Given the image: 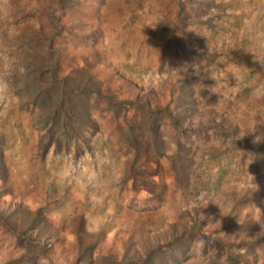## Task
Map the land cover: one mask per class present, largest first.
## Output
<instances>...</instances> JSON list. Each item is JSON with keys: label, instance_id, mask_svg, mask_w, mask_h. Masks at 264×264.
<instances>
[{"label": "rangeland", "instance_id": "obj_1", "mask_svg": "<svg viewBox=\"0 0 264 264\" xmlns=\"http://www.w3.org/2000/svg\"><path fill=\"white\" fill-rule=\"evenodd\" d=\"M52 62L100 94L85 142L43 151L26 85ZM262 80L264 0H0V256L264 264V101L249 94ZM165 106L178 120L155 113L159 155L144 111ZM129 129L143 133L138 155ZM93 171L99 193L69 178Z\"/></svg>", "mask_w": 264, "mask_h": 264}, {"label": "trees", "instance_id": "obj_2", "mask_svg": "<svg viewBox=\"0 0 264 264\" xmlns=\"http://www.w3.org/2000/svg\"><path fill=\"white\" fill-rule=\"evenodd\" d=\"M51 66L52 67L47 70L38 69L37 81H31L26 85V89H29V102L36 108L38 129H43V132L39 136V145L43 151L51 144L54 145V148H59L61 145L67 148L71 143L75 144L76 139H82V141L85 142L86 139L83 132L88 128L95 127V123L90 118L89 112L90 108L94 107V103L89 101V95L91 91L97 96L100 94L99 83L91 78L90 75L82 77L65 74L57 77L53 68L55 64L53 63ZM26 79L28 78H25V80ZM106 108L112 110V108ZM158 110L172 118L173 122L177 121L178 118L176 115L171 114V111L166 106L156 110L147 108L144 111L146 114H149V118L145 125L150 135V145L152 149L160 155L163 154V149L156 135L155 120H157L158 117L154 116ZM112 112L116 113V110L113 108ZM138 128H142V125L138 126ZM142 134L143 133L140 132L137 136L133 134L132 130L127 134V141L129 145L133 146L134 152L137 155L140 148L139 143L143 138ZM75 146L77 147V144H75ZM178 154L179 153H177V155ZM155 171L156 170H151L148 174L153 175ZM174 171L176 173V178H178V173H181L182 178H186L187 176L186 171L180 165L178 168H175ZM4 177L5 166L0 158V178L3 179ZM156 253L157 255L155 258H158L154 259L152 255L155 254V250H148L142 256L141 264H152L153 260L163 259V257L158 256V252ZM167 261L168 260H164L161 262ZM169 261L170 264H177V260ZM114 264L131 263L119 260Z\"/></svg>", "mask_w": 264, "mask_h": 264}, {"label": "clouds", "instance_id": "obj_3", "mask_svg": "<svg viewBox=\"0 0 264 264\" xmlns=\"http://www.w3.org/2000/svg\"><path fill=\"white\" fill-rule=\"evenodd\" d=\"M236 87V86H233ZM250 97L257 102L264 101V80L254 82L250 88ZM193 128L199 127V122L196 121L191 125ZM75 167V165H74ZM124 172L123 169H120L118 174L113 179L112 183H115L123 178ZM252 177V176H251ZM69 178L72 179L73 184L82 189H95L99 193L103 189L98 187V177L95 174V171L88 173L87 175H79L75 172H70ZM253 181V177H252ZM253 191L258 189V185L252 182ZM90 230L91 231H100L103 227L102 218L98 216H92L89 218ZM203 240L194 241V249H202L204 246ZM28 255L27 249L23 247H18L14 252V259H21ZM0 264H8V259L4 256H0ZM36 264H73L72 257L68 256L62 249L56 250L51 254H42L36 261Z\"/></svg>", "mask_w": 264, "mask_h": 264}]
</instances>
